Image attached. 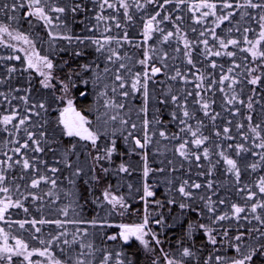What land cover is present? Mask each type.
<instances>
[{
	"label": "snow or ice",
	"instance_id": "snow-or-ice-1",
	"mask_svg": "<svg viewBox=\"0 0 264 264\" xmlns=\"http://www.w3.org/2000/svg\"><path fill=\"white\" fill-rule=\"evenodd\" d=\"M184 12L190 13L192 24L201 28L189 25L186 30ZM20 21L27 22L30 28L33 21L40 22L47 31L45 42L52 55L40 54L35 40L19 30ZM137 22L142 39L134 41L128 28ZM77 24L81 35L74 31ZM101 24L103 31L97 37L95 32ZM161 25L170 27L166 30ZM113 26L119 31L108 34ZM217 29L224 34H218ZM188 31L195 35L189 38ZM57 41L73 46L69 59H55L67 51L65 46H57ZM126 45L141 50L140 56L134 59L135 53L130 55L124 50ZM0 47L24 53L23 58L0 56V62H21L0 72V85L5 86V90H0V100L7 106L6 114L0 112V131L10 137L3 143L14 145L0 151V264H139L134 257L141 251L148 264H264V174L254 182L241 180L242 172H264V0H0ZM89 47L94 50L91 63L76 61L77 57L83 59ZM240 53L244 55L238 56ZM213 57L220 58V62ZM177 59L189 67L182 71L170 63ZM225 63L229 64L227 68ZM136 65L141 66L140 71L133 70ZM29 70L41 77L39 84L43 89L51 90L50 102L30 103L29 95H16L21 89L11 83L15 74ZM84 74L99 89L97 103L105 109L97 115L95 127L72 98L77 81L89 84ZM158 75L180 84L175 90L167 84L157 97L161 106L171 105L174 109L170 115L177 132L153 127L162 125L159 116L148 118L149 82L164 83L155 79ZM247 86L252 87L246 94ZM31 90L30 86L23 89L25 93ZM137 93L143 97L136 113L138 117L143 114L139 127L129 122L130 117L125 118L128 113L121 115L127 101ZM80 95L87 93L81 91ZM13 100L22 101V110L13 105ZM57 103L62 107L53 108ZM96 111L99 113V108ZM51 112H58L55 124L64 136L71 138L67 145L43 130ZM33 117L41 122L33 123ZM237 117L242 120L234 123ZM218 119L221 124L216 123ZM36 128L41 130H31ZM205 130L209 135H205ZM237 134L240 143H224L235 141ZM213 135L219 139H212ZM102 136L108 138L103 147L98 143ZM157 136L169 142L179 141L173 147L174 156L178 154L189 164L196 162L200 169L196 175L205 177L203 182L170 176L178 171L172 159L160 160L159 167L149 166L150 145L155 146L154 156L163 155L160 140H154ZM118 139L128 145V152L118 153ZM79 141L90 144L88 172L79 163L74 166L72 160L73 156L79 160ZM46 150L52 154L51 163L40 155H30ZM128 153L140 156L143 182L134 190L127 183L128 192L124 194L119 192L121 185L114 186L106 177L131 175L134 169L121 162L112 170L106 163H112L114 154ZM201 161H206V165ZM222 164L226 166L223 174L232 177L236 193L243 194L241 203H228L219 195L221 185L214 177ZM58 165L71 174V187L67 190L58 184L57 174L63 175ZM179 167L183 168V163ZM82 174L89 177L84 181L89 188L93 182L104 183L91 201L99 211L89 220L77 211L83 207L82 197L74 189L76 178L82 179ZM150 174L155 179L153 184L148 183ZM156 174H164L170 197L166 200L156 198L155 188L161 182ZM136 194L143 205L140 222L113 225L108 217L128 214ZM62 195L67 203L60 206ZM173 206L180 210L178 214L173 213ZM12 210H21L26 218L13 220ZM183 217H189L180 223L183 237L170 247L163 246L161 233L174 229ZM13 225L27 237L14 234ZM46 225L49 227L45 235ZM82 225L92 229L115 226L119 231L90 232ZM197 233L206 237V243L197 245ZM118 240L123 242L119 247L107 243ZM133 240L141 246L136 253L124 247L130 248Z\"/></svg>",
	"mask_w": 264,
	"mask_h": 264
},
{
	"label": "trees",
	"instance_id": "trees-1",
	"mask_svg": "<svg viewBox=\"0 0 264 264\" xmlns=\"http://www.w3.org/2000/svg\"><path fill=\"white\" fill-rule=\"evenodd\" d=\"M151 10V9H149ZM108 12H111V10H108ZM107 14V13H106ZM179 14V13H178ZM92 15V12H89V16ZM141 15H143V13H141ZM183 15L185 16V23L183 25V27L188 30L189 25L196 27L197 29L201 28V25H195L192 24V21L190 20V13L184 12ZM31 19V18H29ZM211 19V18H209ZM86 23H88V21H86ZM95 22L92 21V24H94ZM111 23V22H110ZM161 27H166V30H168V28L170 26H166V25H161ZM223 27V26H222ZM19 30L25 32L26 34L30 35V38H33L36 42V49L40 52L41 55H52L49 52L48 49V44L45 42L48 39L47 36V31L45 28H43L40 24V22L37 21H33V26L30 28L28 23L25 21H20L19 23ZM74 31L77 35H81V26H79L78 24L74 27ZM103 31V24H101V27L99 30H97L95 32V35L97 37H99L101 35V32ZM119 30L116 29L114 26L112 27V32L108 33V34H116ZM141 28H140V24L139 22H137L135 24L134 27H130L128 28V33H129V37L132 38L134 41H139L142 39L141 35ZM217 33L223 35L224 33L221 32V29H217ZM188 35L189 38H192L195 34L192 33L191 31H188ZM235 35V34H234ZM251 38V36H250ZM151 43V41L149 42ZM211 43V41H210ZM65 46L67 47V51L64 53H60L59 55L55 56V59L57 61L60 60L61 56L63 57L64 60H67L71 57L72 55V48L73 46L67 45V42L65 41H57V46ZM166 50L171 52V49L168 48L167 45L164 46ZM182 47V45H181ZM126 51L129 52L130 55H132L133 53H135L134 55V59H136L137 57L140 56V51L138 49H134L131 48L130 46H125ZM122 50V51H124ZM87 54L83 57V59L77 57L75 58L76 61H79L80 63H91L92 59L94 58L93 56V52L94 50L89 47L87 50ZM11 53H7L6 50L3 47H0V56H8V55H20L22 58L24 56V54H17L14 53V51H10ZM239 55H244L243 53L238 54ZM197 54L194 53V58H196ZM200 59H203L202 57ZM213 59H217L218 62H220V58H215L213 57ZM237 62H239V59L237 58ZM17 64V65H21V62L18 61H8V62H0V72H3L4 69L11 65V64ZM170 63L175 64L176 66H179L181 68L182 71H184L187 67H189L188 65H186V63H183L181 61V59H177L175 61H170ZM206 63V62H205ZM159 66V65H157ZM199 66V65H198ZM229 66V64L225 63V68H227ZM73 67H76V63H73ZM101 67H103V65H101ZM134 71H140L141 70V66L140 65H136L133 69ZM209 71H211V69H209ZM239 71V70H238ZM16 78L12 80V85L14 87H19L21 89V91L19 93H16V95H29V99H30V103L31 102H35V101H45L50 102L52 97L50 95V91L51 90H47V89H43L41 87V85L39 84V80L41 79V77H39L38 73H35L34 70H29L28 72H24L22 75L21 74H15ZM84 79H88L89 80V84L88 85H84L83 83L77 81V85L76 87L73 88L72 91V98L75 100L76 102V107L79 111H81V113L83 115H85L91 122H92V126L95 127L96 126V117L98 114L103 113L105 111V109L101 106V104L97 103V95L96 93L98 92L99 89H97L96 87L93 86V84L91 83V79L87 74H84ZM157 81H164V83H156L153 84V82H149V93H150V98H149V113H148V118L152 119L153 116H159V118L162 121V125H153V127L160 129V130H165L168 132H177L178 129L176 127V123L174 121H172L171 118V111H173L174 109L172 108L171 105H169L168 107H164L161 106L158 103V99L157 97L160 96V94L166 90L167 84H172L173 85V90H175L176 88L180 87V84L177 82H172L169 81L167 79L166 76H160L158 78H155ZM28 81H31L30 85L28 84ZM110 82V81H109ZM31 87V93H25L23 91L24 88L26 87ZM252 87V86H247L245 88V93H248V89ZM188 88L191 89L192 85H188ZM0 90H5V86L4 85H0ZM84 91L87 93L86 96H81L80 92ZM60 93L57 92L56 95H59ZM217 96H219V94H217ZM257 99H259V95L256 97ZM119 99V98H118ZM13 105H17V106H21V110H22V101L19 100H13ZM143 103V97L141 94L137 93L134 94L133 97L131 99H129L127 101V107L121 111V115H124L125 113H128V116H125V118H129L130 117V123L135 122L137 123L138 127L141 123V119L143 114H141V116H137V110L139 109V107L142 105ZM261 103H264V100H261ZM0 112H4L6 114V102H3L2 100H0ZM62 107V105H60L59 103L54 104L53 108H59ZM99 108V113L96 111V109ZM129 109H131V111L129 112ZM159 109V112H157L156 110ZM219 111V109H217ZM51 111V110H50ZM257 111H259V105H257ZM198 116H202V113H197ZM58 116V112H51V114L49 116H47L46 118L48 119L49 123H47L44 126L43 130H46L48 135L50 137L54 136L57 140L61 141L62 145H67L69 140L71 138L64 136L61 132V128L57 127L55 124V120ZM231 119V117H229ZM206 123H207V118H204ZM254 119H258V117H256L254 115ZM238 120H242V117H237L234 119V123ZM41 121H39V118L37 117H33V123H39ZM217 124H221L220 119L217 120L216 122ZM62 127V126H61ZM31 130H35V131H40L41 129L36 128V129H31ZM110 130V129H109ZM233 132L235 134V129H233ZM119 135V133L117 134ZM205 135H209V132L207 130H205ZM20 136L23 137L24 133L23 131L20 133ZM7 139H10V137H8L4 132L0 131V151H6L7 147H12L14 145H5L3 142ZM78 139V138H77ZM107 137H101V141L98 142L100 143L101 147H103L106 143H107ZM131 139V138H130ZM212 139H219L217 137H215L214 135L212 136ZM154 140H160V149L161 152H163V155H159L156 154L154 156V147L153 145L149 146V150H148V163L149 166L151 167H159L161 166L159 161L160 160H166L167 159H172L173 163L177 166L178 171L176 173H172L170 174V176H176L179 177L180 179H188L189 177H191L192 180H197L199 182H203V180L205 179V177H197L196 173L198 171H200V169H198L196 167V162H192L191 164H189L188 161H184L183 158L179 157L178 154H176L174 156L173 154V147L175 145H177L179 143V141H167V140H163L161 138L154 137ZM73 142H76V140H73ZM241 140L239 138V135L237 134V139L235 141H225L224 143H240ZM165 145H167V147L165 148ZM52 147H56L55 144L52 145ZM90 148V144L89 142H85V141H79L77 144V156L79 157V160L77 161L76 156L72 157V160L74 162V166L76 163H79L83 168L85 172H88V164L91 161V157L88 156V151ZM117 148H118V153H126L128 152V145L126 143H124V141L122 139H118L117 140ZM93 153L95 152V150H92ZM139 151V150H137ZM10 155H12V153H9ZM231 154V153H230ZM30 155H40L42 158L49 160V162L51 163V161L53 160L52 154L50 152H48L47 150L45 151V153H40V154H31ZM2 158V157H0ZM250 160H255L256 158H249ZM121 162H126L128 164H130L132 166V169H134L132 171L131 175H127V174H120V176H116V175H111L109 174L106 177V181L112 183L114 186L119 184L121 185L119 188V192L120 193H124L126 194L128 192V189L126 187L127 183H131L133 185V190L135 188H139L142 185V161L139 155L136 154H132V153H128L127 155H120V154H114L113 156V161L111 164H107L106 166L110 167V169L114 170L115 167L121 163ZM202 163H205L206 165V161H201ZM183 163L184 167L180 168L179 165ZM56 166V165H53ZM59 167H61L63 175L61 176L59 173L57 174L58 176H60V180H58V184H60V187L62 189H69L71 186L68 184V179L72 178L71 174L68 170L63 168V165H58ZM224 166L223 164L218 168V172L216 174V176L214 177L215 179H217L218 183H220L221 187L219 189V195L221 198H225L228 203H232V202H237V203H241L242 201L240 200V196L243 194H237L235 191V188L232 185V177L230 175L225 176L223 174V170H224ZM97 174H100L99 171L97 170ZM260 174H264V172H257V173H243L242 172V176H241V180L242 182L245 183H250V182H254L257 179V176ZM156 176L161 180V182L159 184H157L155 191L157 193L156 198L157 199H161V200H166L169 197V192L167 190V186L166 184L163 182V176L164 174H156ZM121 177H124L123 180H121ZM89 177L88 176H84L82 174V179L81 178H76V187H75V191H77L80 196L82 197V199H80V204L83 205L82 208H78L77 211L80 212L81 217L84 218L85 220H89L92 219L96 213L99 211V209H97L92 203V199L94 198V194L98 195L99 191L102 190V188L104 187V183H101L99 185H96L94 182L91 185V188H89L88 184H85L84 181L88 180ZM155 182L154 176L152 174L149 175L148 177V183L149 184H153ZM42 187H44L42 185ZM86 189H88L86 191ZM255 190V189H254ZM173 194L174 190H173ZM139 194H136V199L135 200H131L130 203L132 204V208L129 209L128 214H125L123 216L120 215H113L108 217L109 221L113 224V225H118L121 223H125V224H133V223H139L140 219H141V213L143 211V205L142 202L139 200ZM216 197H213V199H215ZM85 201H87V203H85ZM64 203H67V200L63 197V195L61 196V201H60V206H63ZM51 208L55 209L56 205H51ZM223 207H227V204ZM133 209H135V211H133ZM173 213L174 214H178L179 213V209L176 208L175 206H173ZM30 211H32L33 215H38L37 213H35L34 210L30 209ZM157 211H160V209H157ZM163 211H165V213L167 214V208H165ZM13 214H12V219L16 220V219H24L25 214L21 211V210H12ZM45 215L48 214V206L45 207ZM101 215H103V213H101ZM167 218V216H166ZM189 219V217H183L181 219V222L177 223V226L172 229V230H164L161 233V239L164 241V245L166 247H170L171 245H174L177 241L178 238L183 237L184 235V231L183 228L180 226V223L183 222V220H187ZM169 223H171V221H168ZM255 223V222H253ZM49 226H44L45 229V235H46V231L48 229ZM81 227H87L89 228V231H107L108 233L111 234H115L119 231V229L117 227H111V228H107V229H92L90 225H82ZM156 227V226H154ZM186 227V225H185ZM12 231L14 234L16 235H23L24 237H27V233H23V230H19L17 231V226L13 225L12 226ZM197 245H201L203 243H206V237H204L203 235H201L200 233H197ZM12 242V241H10ZM33 244H35L36 242L33 241ZM107 243L113 247H119L122 245V241L118 240V241H107ZM125 249L131 253H136L138 249L141 248V246L139 245L138 241H132L131 243V247L129 248L128 246H124ZM135 259L138 260L139 264H148L147 260L144 258L143 252L141 251L139 255H137L136 257H134Z\"/></svg>",
	"mask_w": 264,
	"mask_h": 264
},
{
	"label": "rangeland",
	"instance_id": "rangeland-1",
	"mask_svg": "<svg viewBox=\"0 0 264 264\" xmlns=\"http://www.w3.org/2000/svg\"><path fill=\"white\" fill-rule=\"evenodd\" d=\"M14 43H15V42H14ZM19 46H23V45H18V47H19ZM25 47H26V46H25ZM3 48L6 50L7 53H11L10 51H13L12 49H9V48H5V47H3ZM14 53H17V54H19V53H20V54H24V53H22V52H18V51H14ZM133 241H134V240H133Z\"/></svg>",
	"mask_w": 264,
	"mask_h": 264
},
{
	"label": "water",
	"instance_id": "water-1",
	"mask_svg": "<svg viewBox=\"0 0 264 264\" xmlns=\"http://www.w3.org/2000/svg\"><path fill=\"white\" fill-rule=\"evenodd\" d=\"M161 75H158L156 78L160 77Z\"/></svg>",
	"mask_w": 264,
	"mask_h": 264
}]
</instances>
